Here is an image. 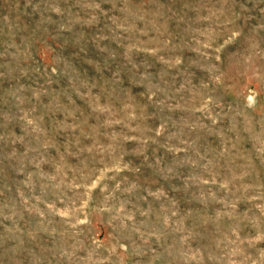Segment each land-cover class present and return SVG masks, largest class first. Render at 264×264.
Returning a JSON list of instances; mask_svg holds the SVG:
<instances>
[{"label":"rangeland","instance_id":"1","mask_svg":"<svg viewBox=\"0 0 264 264\" xmlns=\"http://www.w3.org/2000/svg\"><path fill=\"white\" fill-rule=\"evenodd\" d=\"M0 264H264V0H0Z\"/></svg>","mask_w":264,"mask_h":264}]
</instances>
